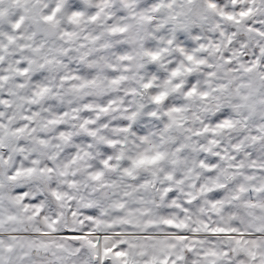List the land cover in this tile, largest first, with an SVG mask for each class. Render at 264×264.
Returning <instances> with one entry per match:
<instances>
[{"label": "snow or ice", "instance_id": "obj_1", "mask_svg": "<svg viewBox=\"0 0 264 264\" xmlns=\"http://www.w3.org/2000/svg\"><path fill=\"white\" fill-rule=\"evenodd\" d=\"M0 264H264V0H0Z\"/></svg>", "mask_w": 264, "mask_h": 264}]
</instances>
